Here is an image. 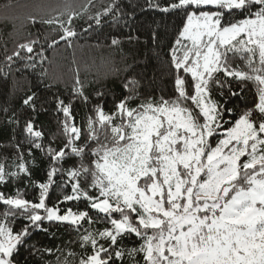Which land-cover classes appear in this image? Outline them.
Returning <instances> with one entry per match:
<instances>
[{
    "label": "snow or ice",
    "instance_id": "obj_1",
    "mask_svg": "<svg viewBox=\"0 0 264 264\" xmlns=\"http://www.w3.org/2000/svg\"><path fill=\"white\" fill-rule=\"evenodd\" d=\"M146 5L181 17L163 61L170 88L141 96L130 80L128 94L112 110L96 104L77 124L74 102L90 100L77 76L69 98L53 94L63 119L47 146L35 118L24 120L25 139L13 145L16 170L0 164V184L26 178L38 196L0 191V264H20V250L34 229L48 230L45 222L66 224L77 234L79 251L58 257L57 264H264V0ZM95 7L94 0H63L29 13L28 20L47 25L52 35L29 33L10 53L5 48L0 76L39 69L41 84L51 89L44 83L47 51L71 48L81 32L125 15L117 0L102 11ZM81 20L87 27L78 25ZM160 38L152 33L153 41ZM250 91L254 96L241 111L229 106ZM22 106L35 113L36 94L26 95ZM20 119L13 113L11 122ZM25 143L28 157L39 149L47 161L39 182L32 179ZM56 188L62 199L49 206ZM72 201L85 208L64 207ZM101 220L105 227L94 228ZM131 237L137 242L129 248L124 241Z\"/></svg>",
    "mask_w": 264,
    "mask_h": 264
},
{
    "label": "trees",
    "instance_id": "obj_2",
    "mask_svg": "<svg viewBox=\"0 0 264 264\" xmlns=\"http://www.w3.org/2000/svg\"><path fill=\"white\" fill-rule=\"evenodd\" d=\"M83 3L84 0H76ZM95 9L102 11V6H107L111 0H94ZM125 15L118 21L111 16L104 18L100 26L94 25V30L80 33V37L74 41L71 48L61 44L58 48L49 49L46 53L48 63L45 84H53L51 89L41 84L40 70L28 69L14 76H0V164H5L9 170L15 171L16 143L24 141L25 133L22 131L24 120L33 116L37 128L43 130L45 145L58 135V122L63 119L62 114L55 110L53 94L59 92L62 98H69L74 80L79 78L85 84V92L90 97L85 105L82 100H76L73 104V112L77 124L86 122L94 105L100 104L106 112L114 108L115 102L126 96L124 85L130 80L138 82L137 87L141 96L147 94L159 95L161 88H170L166 72V64L163 61L171 41L175 39L176 27L181 23L178 15H166L156 10L147 8L146 0H117ZM63 0H0V60L3 59L4 50L9 53L15 43L29 33L35 37L38 33L41 38L52 35L47 25L33 24L27 19L29 13H35L49 6L56 7ZM94 24V22H93ZM78 25L87 27L84 21H78ZM80 32V28H77ZM159 31V41L151 39L152 33ZM115 38L118 45H112ZM153 89L156 91L153 92ZM98 92L104 93L97 96ZM36 94V112L25 109L22 99L28 94ZM254 91L245 92L240 98H232L230 107L241 111L245 104H250ZM138 100L132 101L133 105ZM13 113L20 117L19 123L11 122ZM55 145L53 144V147ZM33 156L28 157V146L24 144V155L29 159L32 169V179L39 182L43 178V169L47 168V161L39 149H33ZM65 190H70L66 186ZM0 191L15 193L20 191L28 199L38 196V189L29 185L25 179L0 184ZM63 192L56 188L51 191L49 206H52L57 198L62 199ZM73 207L83 210V201L67 202L64 207ZM95 215V213H93ZM22 222H17L20 227ZM48 230L34 229L28 240V245L20 250L18 259L20 264H57L58 257L62 260L69 251H79L74 243L77 234L74 229L66 224L45 222ZM88 227L87 224L84 225ZM94 228L105 227L101 220L93 225ZM134 237L124 241L126 247L136 244ZM34 246L37 250L52 249L48 252H30Z\"/></svg>",
    "mask_w": 264,
    "mask_h": 264
}]
</instances>
